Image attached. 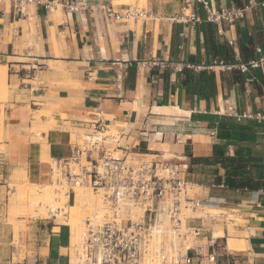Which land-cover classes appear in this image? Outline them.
Wrapping results in <instances>:
<instances>
[{
    "label": "crops",
    "instance_id": "0c3cea01",
    "mask_svg": "<svg viewBox=\"0 0 264 264\" xmlns=\"http://www.w3.org/2000/svg\"><path fill=\"white\" fill-rule=\"evenodd\" d=\"M64 1L0 0V264H67L63 225L28 220L16 242L1 201L10 183L50 182L53 163L71 154L70 128L98 117L126 124L131 151L150 160L169 155L199 189L194 194L226 213L209 225L211 239L208 233L195 240L204 255L217 253L200 264H264V186L228 187L225 178L235 164L213 149L220 146L234 159L243 149L249 156L241 163L244 175L264 182V121L253 118L263 110L264 68H207L219 60L246 63L258 57L257 47L264 53L261 0H212L254 4L235 25H224V35L200 5L199 22L173 19L181 0H83L74 13L65 12ZM129 6L143 15L125 16ZM249 47L254 57L245 60L240 48ZM234 71L242 83L232 79ZM204 72L213 73L212 90H198ZM222 116L254 122V140L220 138ZM50 120L54 126L40 128ZM73 194L67 193L68 205ZM213 239L214 246L207 243Z\"/></svg>",
    "mask_w": 264,
    "mask_h": 264
},
{
    "label": "built area",
    "instance_id": "2783aa9c",
    "mask_svg": "<svg viewBox=\"0 0 264 264\" xmlns=\"http://www.w3.org/2000/svg\"><path fill=\"white\" fill-rule=\"evenodd\" d=\"M33 1L41 4V0ZM81 1L66 0L62 5L66 13H74ZM181 3V12L173 19L199 22L195 5H200L205 20L223 35L225 24L235 25L254 6L251 1L243 6L216 5L212 0H181ZM124 15L143 13L129 6ZM256 52L258 57L246 63L234 66L219 60L207 68L226 71L236 67L241 72L263 69L264 53L258 47ZM253 118L264 121V101L263 110ZM109 126V121L100 117L73 126L72 130H82V134L71 141V154L56 160L51 168L52 174L59 173L69 190L86 187L99 203L91 216L83 220L76 242L70 241L69 232L67 264H200L203 257L214 261L217 253L213 250L204 255L203 247L196 245L195 240L208 233L211 239L209 225L223 221L226 213L217 203L188 193V188L194 185L182 175L172 158L150 160L131 151L128 143L120 142L125 126H117L116 133H111ZM207 243L215 245L214 239Z\"/></svg>",
    "mask_w": 264,
    "mask_h": 264
},
{
    "label": "rangeland",
    "instance_id": "374dc122",
    "mask_svg": "<svg viewBox=\"0 0 264 264\" xmlns=\"http://www.w3.org/2000/svg\"><path fill=\"white\" fill-rule=\"evenodd\" d=\"M134 4V0L131 1ZM1 87V86H0ZM38 125L41 126V123L38 121ZM55 125V122L52 120L46 122L42 125L41 129H46ZM117 126H126V124L113 122L110 124L109 129L111 133H116ZM72 140L79 134H82V130H71ZM120 142L124 144L125 140L121 139ZM150 158V157H148ZM164 158H169V155H165ZM54 167V163H53ZM55 169V168H54ZM180 169V168H179ZM58 185L59 189H54L53 186H50L52 189L50 193V201L48 202L45 199H41V194H43L44 185ZM33 184H28L24 182H14L9 184V191L6 195V199L1 201L3 209L7 211L8 222L13 225L14 228V239L18 242L20 236H24L26 230V224L28 220H37V221H49L47 225L60 226L63 225L66 229L65 232L71 236V232L74 234L72 243L76 242V236L82 231V222L83 220L91 216L95 206H98V198L93 195L90 189L82 186L73 187L74 196L78 194V190L82 191L81 194H86L88 196V204H83L79 206V210H74L73 205H68L67 203V193L71 191L65 184V181L59 176V173L51 174L50 182L43 184H34L39 185L38 187L32 186ZM34 187V188H33ZM199 189L197 187L188 188V193L193 194ZM74 200V199H73ZM223 211V210H222ZM231 218V214H229ZM68 224H65V223ZM231 228V224L229 225ZM219 233H221V226H218ZM77 231V232H76ZM72 262V261H71Z\"/></svg>",
    "mask_w": 264,
    "mask_h": 264
},
{
    "label": "trees",
    "instance_id": "16d2710c",
    "mask_svg": "<svg viewBox=\"0 0 264 264\" xmlns=\"http://www.w3.org/2000/svg\"><path fill=\"white\" fill-rule=\"evenodd\" d=\"M218 50V49H217ZM230 49L227 50V52H225V54L229 53ZM240 52L242 53V55L244 56V59L246 60L249 57H254L252 48H240ZM227 56V55H226ZM247 62V61H246ZM260 70V69H259ZM203 74H200V79L202 78ZM260 76V75H259ZM204 85H200V88L198 89L199 91L201 90H212L213 88V73L211 72L210 74H208L207 72H204ZM232 79L233 80H237L238 82L242 83L244 78L243 76L239 73L234 71L233 75H232ZM254 126L255 123L252 121H249L247 124H241L238 121L230 118V117H225L222 116L219 120H218V129H219V137L222 139H225L226 141H230V142H240V141H253L255 138L254 135ZM214 154L216 156H222L223 160H226L230 165L233 166V164H235L232 168V171H230V173L226 176L225 178V184L228 187H232V188H245V189H258L262 186H264V182H262L261 180H252L251 177L249 176H245V166H243L241 163L242 162H247L249 160V156H247L248 158H245L243 156V149L238 150L236 152V159L231 158L229 156L224 155V149L220 146H214ZM248 152V151H247ZM236 175H241L242 177H240L239 180H236L235 178H233L232 176H236ZM259 175H261L259 173Z\"/></svg>",
    "mask_w": 264,
    "mask_h": 264
},
{
    "label": "bare ground",
    "instance_id": "6f19581e",
    "mask_svg": "<svg viewBox=\"0 0 264 264\" xmlns=\"http://www.w3.org/2000/svg\"><path fill=\"white\" fill-rule=\"evenodd\" d=\"M40 113V112H39ZM39 117V116H38ZM38 117L36 118V119H38ZM41 118V117H40ZM32 186H34L35 188L36 187H38L39 185H32ZM50 186H53V188L54 189H59V187H58V185H52V184H50V185H44L43 186V189H42V191H43V194H41V199H45L46 201H48V202H51L50 201V193H51V191H52V189L50 188ZM33 187V188H34ZM82 193V191H80V190H78V194L76 193V195L74 196V200L72 201V205H73V209L74 210H76V209H78L79 210V206L80 205H83V204H88L89 202V200H88V196L86 195V194H81ZM98 206H95V209L97 208ZM94 209V210H95ZM65 224H68L67 222L65 223ZM54 230H58V228H55ZM77 232V231H76ZM74 236V234L71 232V236H70V238H71V240H72V237ZM156 240H158V239H156ZM70 263H72V262H70Z\"/></svg>",
    "mask_w": 264,
    "mask_h": 264
}]
</instances>
